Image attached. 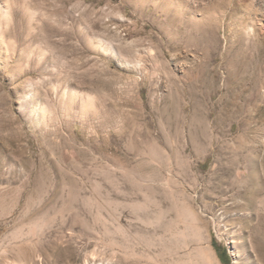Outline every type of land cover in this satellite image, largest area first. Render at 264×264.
Segmentation results:
<instances>
[{"label":"rangeland","instance_id":"374dc122","mask_svg":"<svg viewBox=\"0 0 264 264\" xmlns=\"http://www.w3.org/2000/svg\"><path fill=\"white\" fill-rule=\"evenodd\" d=\"M0 264H264V0H0Z\"/></svg>","mask_w":264,"mask_h":264}]
</instances>
